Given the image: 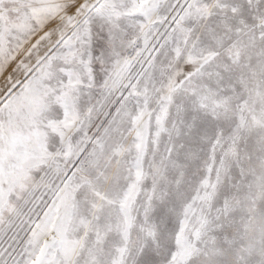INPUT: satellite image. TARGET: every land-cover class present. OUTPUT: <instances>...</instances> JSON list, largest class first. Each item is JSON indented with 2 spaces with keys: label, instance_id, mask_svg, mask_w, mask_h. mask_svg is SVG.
<instances>
[{
  "label": "snow or ice",
  "instance_id": "6c2138e0",
  "mask_svg": "<svg viewBox=\"0 0 264 264\" xmlns=\"http://www.w3.org/2000/svg\"><path fill=\"white\" fill-rule=\"evenodd\" d=\"M0 264H264V0H0Z\"/></svg>",
  "mask_w": 264,
  "mask_h": 264
}]
</instances>
